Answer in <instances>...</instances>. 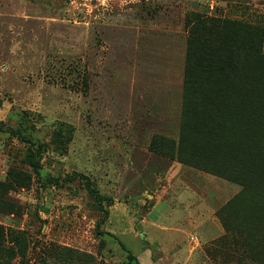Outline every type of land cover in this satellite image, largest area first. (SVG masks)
<instances>
[{
	"label": "rangeland",
	"instance_id": "obj_1",
	"mask_svg": "<svg viewBox=\"0 0 264 264\" xmlns=\"http://www.w3.org/2000/svg\"><path fill=\"white\" fill-rule=\"evenodd\" d=\"M195 15L264 38V0H0V224L11 264H127V250L141 264H264V187L232 201L236 176L258 158L252 144L242 156L220 145L221 177L159 141L187 130ZM237 94L208 91L206 102L225 112ZM8 127L42 146L37 170ZM74 172L114 198L108 213L84 181H47Z\"/></svg>",
	"mask_w": 264,
	"mask_h": 264
},
{
	"label": "trees",
	"instance_id": "obj_2",
	"mask_svg": "<svg viewBox=\"0 0 264 264\" xmlns=\"http://www.w3.org/2000/svg\"><path fill=\"white\" fill-rule=\"evenodd\" d=\"M195 20L184 80L185 107L190 105L187 130L181 133L178 141L168 138L159 141L175 147L180 162L221 177L223 176L219 172L222 168L218 164L220 145L228 141L236 147L238 155L242 156L241 153L247 152L252 144L253 150L259 153L258 158L248 162L246 173L237 174L236 180L242 189L232 200L234 201L238 195L246 192L247 188L261 191L264 187V163L260 162L264 161V91H261L264 86L261 66L264 64L263 33L260 28L242 21L207 19L199 15H195ZM193 41L200 49L199 54L193 46ZM234 90L238 93V105H233L228 111L219 112L218 102L211 105L206 102L208 91L219 94ZM208 113H211L215 120H204ZM235 117L240 122L234 121L233 127L239 131L230 136L227 134L229 138L226 140L225 132L229 131L231 126L228 121ZM6 130L29 144L27 160L37 170V156L42 153V146H36L30 137L18 129L8 127ZM186 142L188 151L183 153ZM246 143L249 147L243 148ZM242 164L239 157H235L234 166L240 169ZM242 172L237 171L239 174ZM76 179L85 182L89 195L105 213H108L103 206L113 205L114 198L100 192L89 176L74 172L64 178H48L47 181L60 187ZM257 197L264 196L260 197L257 192ZM251 215L256 214L254 212ZM260 217L258 223L262 224L264 210H261ZM6 231L0 224V264H11L15 253L13 246L8 243ZM127 253V264H141L130 250H127Z\"/></svg>",
	"mask_w": 264,
	"mask_h": 264
},
{
	"label": "crops",
	"instance_id": "obj_3",
	"mask_svg": "<svg viewBox=\"0 0 264 264\" xmlns=\"http://www.w3.org/2000/svg\"><path fill=\"white\" fill-rule=\"evenodd\" d=\"M195 215H196V214H195ZM188 216H189V215H188ZM197 217H198V218H201V219H198V218H197V220H200V221H204V219H205V218H202L203 216H202V217H201V216H200V217L197 216ZM192 218H193V219H192ZM188 220L192 222V221L194 220V215L191 214V216L188 217ZM205 220H206V219H205Z\"/></svg>",
	"mask_w": 264,
	"mask_h": 264
}]
</instances>
